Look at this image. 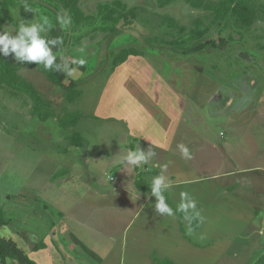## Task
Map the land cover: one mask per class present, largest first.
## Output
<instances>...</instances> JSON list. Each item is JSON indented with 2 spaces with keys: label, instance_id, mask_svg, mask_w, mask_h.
Returning a JSON list of instances; mask_svg holds the SVG:
<instances>
[{
  "label": "rangeland",
  "instance_id": "obj_1",
  "mask_svg": "<svg viewBox=\"0 0 264 264\" xmlns=\"http://www.w3.org/2000/svg\"><path fill=\"white\" fill-rule=\"evenodd\" d=\"M114 1L123 5L113 14L120 20L107 23L98 5ZM243 1L252 10V22L246 28L235 26L233 19L213 21L211 11L194 8L185 0L166 5L157 0H80L79 6L90 19L76 30L70 23L59 22L58 17H67L64 10L37 5L31 7L32 12L12 6L11 20L0 24V34L8 31L15 37L21 20L31 24L48 17L51 28L59 27L68 36L60 55L65 82L79 80L82 94L70 102L62 86L17 60L14 51L7 57L55 114L79 111L83 118L66 129L43 125L31 115L32 101L26 94L0 84V202L8 218L1 235L26 251L46 233L61 250L64 264H96L97 254L104 255L110 245L109 236H117L135 209L134 203L125 207L130 195L110 191L115 183L108 181L109 176L113 179L120 173L111 165L122 160L127 148L139 144L123 133L124 123L119 119L123 116L137 122L149 120L146 118L153 113L164 123L168 118L175 150L182 142L195 151L194 161L202 163L205 158L213 172L219 162L236 170L256 167L249 173L239 171V178L251 179V187L264 189V0ZM107 26L110 30H97ZM195 28L204 32L198 38L190 37ZM199 43L203 48L192 51ZM2 48L0 45V55ZM124 48L137 54L115 65V54ZM80 59L85 61L83 65L78 63ZM148 122L159 135L167 128L155 120ZM73 131L81 132L87 142L83 141L81 151L83 154L89 147L86 163L75 151L70 157L62 152ZM74 164L84 175L68 184L69 197L47 193L51 204L45 205L42 189H48V173ZM83 178L89 184L81 183ZM93 188L110 192L96 193ZM31 230L34 232L29 233ZM80 240L98 253L86 250ZM217 264H264L262 216L243 229Z\"/></svg>",
  "mask_w": 264,
  "mask_h": 264
},
{
  "label": "crops",
  "instance_id": "obj_2",
  "mask_svg": "<svg viewBox=\"0 0 264 264\" xmlns=\"http://www.w3.org/2000/svg\"><path fill=\"white\" fill-rule=\"evenodd\" d=\"M119 119L120 123H124L123 133L139 142L137 148L135 146L127 148L126 153L141 148L145 152L151 149L155 154L149 158L150 164L141 168L131 165L125 167L120 163L121 160L111 165V167H118L120 173L113 179L108 177L109 182L115 183L110 191H122L130 195V199L125 200V207L126 204L134 203L135 209L117 236H109L110 245L107 246L104 255L80 240L86 250L98 253L96 264H159L153 256L173 264H217L231 249L233 241L242 235L243 229L256 219V211L263 212L260 216L264 219V189L262 186L251 187V179L245 181L243 177L239 178V171L249 173L256 167L247 166V170L243 168L236 170V168H226L227 166L219 162L216 171L213 172L212 167L210 168L211 164H208L205 158L202 163L185 159L180 147L177 150L174 149V135L168 134V131L173 129V125L168 118L164 123L163 118L160 119L153 113L150 114V118H146L149 120L142 119L138 122L129 116ZM150 120H155L167 128L159 135V130L157 131L154 127L155 133H153V126L148 125ZM165 134L168 137H165ZM84 143L87 142L84 140ZM180 143L182 145V142ZM188 148L191 151V148ZM84 149L81 146L63 154L70 157L75 151L76 155L78 153L83 155V163H86L89 147L82 154L81 151ZM124 163L128 162L125 160ZM222 167L224 170L221 173L218 172ZM54 172L55 174L53 171L48 173V189H42L44 193L46 192L45 196L42 195L45 205L50 202L46 199L47 193L56 194L55 198L69 197L68 184H71L74 179H81L80 177L84 175V171L76 168L75 164L61 166ZM161 172L174 183V187L166 193L167 203L173 210L180 203L182 191H187L197 202L203 221L197 227L193 226L194 232L191 235L187 234V222L182 214L177 213L175 217H169L166 214L158 215L154 208L156 197L145 195L150 193L148 185L152 178ZM56 174L57 176L53 179V175ZM136 178H141L147 183L146 189L137 188ZM80 182L88 183L85 178ZM93 184L95 183H90V186L95 187ZM93 189L96 193L110 192L101 191L100 188ZM33 191L41 193V190L35 188ZM38 195L36 198L40 199ZM43 214L48 215L45 211ZM46 220L50 221L49 218ZM32 232L34 231L31 230L29 233ZM41 234L46 246L34 250V244L30 245L26 250L28 255L37 264H64L53 239L49 237V234Z\"/></svg>",
  "mask_w": 264,
  "mask_h": 264
},
{
  "label": "trees",
  "instance_id": "obj_3",
  "mask_svg": "<svg viewBox=\"0 0 264 264\" xmlns=\"http://www.w3.org/2000/svg\"><path fill=\"white\" fill-rule=\"evenodd\" d=\"M0 0V24L6 21L11 20L9 14L10 8L17 6H24L27 3L30 7L37 5H46V7L53 8L55 10H64L66 12V19H70V24H72L73 29L76 30V27L85 24L89 21L90 16L83 13L82 8L79 6L80 0ZM160 5L169 4L175 0H157ZM190 6L194 8L203 7L204 9L211 11L213 16V21H228V19H233V24L240 28H246L250 26L252 22V10H250L244 3L243 0H218L217 3L206 2L205 0H185ZM118 7L123 8V5L119 1H114L113 3H105L98 5V12L105 22L117 23L120 20V17L113 16ZM169 26H174V23L171 18H166ZM45 27V33L41 32L42 36L46 37V40H51L56 37H62L63 43L57 42L55 44H48V47L56 55V59L53 62V70H45L43 68V62H39L40 65H37L36 61H26L22 60L24 65L36 68L40 73H42L46 79L55 84L63 87L65 91L66 100L73 102L82 94L81 90L78 88L79 80L70 79L68 82H65L67 79L65 66L60 55L64 53V47L68 44L67 34H63V31L59 27L51 28L48 30ZM97 30L105 31L110 30V26L101 27ZM182 31V29H180ZM48 32V33H47ZM204 32L195 28L191 30L190 37L195 36L196 38L200 37ZM183 42L173 40V43ZM203 48V44L199 43L192 48V51H197ZM190 50V51H191ZM137 54V51L131 48H124L120 50L114 56V64H120L126 61L129 55ZM57 66H59L57 68ZM0 84L7 87L8 89L14 92H21L26 94L32 101L31 115L36 118L40 123L46 126L56 125L57 128L66 129L76 126L79 121L83 118V115L79 111H65L62 114H55L52 110L50 103L43 98L37 88L24 79L17 72L16 65L10 60L7 55H0ZM55 118L53 122L51 118ZM69 143L62 152L66 153L69 149L76 147H81L83 145L84 137L78 131H73L69 136ZM58 174V173H57ZM57 174L53 177H56ZM136 185L139 189H146L147 183L143 182L141 178H136ZM181 215L180 213H178ZM261 212L256 211V216H260ZM8 225V220L5 217V211L0 202V230L3 226ZM194 227H197V223H193ZM44 237L40 236L39 240L34 244L33 249L38 250L44 248L46 245L43 241ZM57 250L61 254L63 260L64 256L55 244ZM154 260L159 264H173L166 260H160L154 256ZM6 261H12L15 264H37L28 253L19 247L17 243L10 237L1 235L0 233V262L6 263Z\"/></svg>",
  "mask_w": 264,
  "mask_h": 264
},
{
  "label": "clouds",
  "instance_id": "obj_4",
  "mask_svg": "<svg viewBox=\"0 0 264 264\" xmlns=\"http://www.w3.org/2000/svg\"><path fill=\"white\" fill-rule=\"evenodd\" d=\"M23 7L25 10L33 12V9L27 3H25ZM58 20L62 25H66L70 22V19L64 17H58ZM45 25L48 26V30H51L48 17L42 16L39 22L31 24L21 20L18 25V34L15 37H11L10 32L3 31L2 34H0V45H3L2 51L4 55H7L11 50L15 52L17 60L36 61L38 62L37 65H40L39 62H43V68L45 70H53L52 65L56 59V55L48 47V44H55L58 41L63 43V38L56 37L51 40H46V37L40 34L45 31ZM78 63L83 65L85 61L80 59ZM58 67L59 66H57V68ZM179 147L185 159H192V153L187 146L179 145ZM154 154V151L151 149L145 152L139 148L135 151H128L120 163L125 167L131 165L141 168L144 165L150 164L149 158ZM125 160L128 162L127 164L124 163ZM148 187L150 193H145V195L156 197L154 205L156 213L158 215L166 214L169 217H175L177 213L182 214L183 219L187 222V234L191 235L194 232V222H196L198 226V224L203 221V217L197 208L196 200L192 198L187 191H182L180 193V203L176 206L175 210L167 203L166 193L174 187V183L168 179L163 172L154 176Z\"/></svg>",
  "mask_w": 264,
  "mask_h": 264
}]
</instances>
